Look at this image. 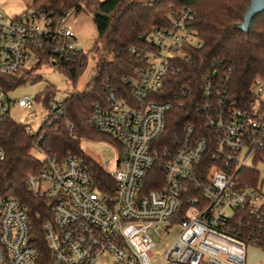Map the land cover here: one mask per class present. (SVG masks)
<instances>
[{"label":"built area","instance_id":"built-area-1","mask_svg":"<svg viewBox=\"0 0 264 264\" xmlns=\"http://www.w3.org/2000/svg\"><path fill=\"white\" fill-rule=\"evenodd\" d=\"M72 16L0 11V74L79 61L85 50ZM192 19L190 7L173 9L168 25L146 34L144 48L130 47L143 64L87 114L90 128L119 144L115 170L45 147V128L61 124L66 96L12 98L0 86V123L14 105L43 116L37 129L25 127L41 162L26 185L50 209L37 243L27 206L0 198V264H246L248 247L264 251V194L249 166L264 163V80L256 76L239 91L231 66L213 64L200 78L191 119L165 134L173 107L162 99L166 78L200 46Z\"/></svg>","mask_w":264,"mask_h":264},{"label":"trees","instance_id":"trees-1","mask_svg":"<svg viewBox=\"0 0 264 264\" xmlns=\"http://www.w3.org/2000/svg\"><path fill=\"white\" fill-rule=\"evenodd\" d=\"M249 3L250 0H28L29 8L36 12H50L55 16L67 11L73 15L88 14L96 30L91 49L95 57L94 73L82 91L74 89L66 96L61 124L45 128V147L55 149L60 156L83 155L78 146L80 137L111 138L90 128L86 124L87 114L93 103L102 100L108 88L124 89L123 77L144 62L142 56L129 48H144L146 34L154 27L168 25L170 12L176 8L193 9L191 26L200 46L188 49V60L177 62L178 72L166 78L162 99L173 103L166 136L191 119L188 117L195 109L200 78L213 64L231 66V80L239 91L247 90L256 76L264 80V11L253 18L247 31L238 27ZM86 65L87 55L82 52L79 61L59 62L57 69L75 86ZM37 77L0 74V86L10 91ZM55 92V88L47 86L41 96L46 101ZM41 96L36 95V99ZM66 122L72 124L76 138L70 136ZM31 144L32 136L23 124L10 116L0 123V148L5 154L0 162V198L14 197L27 206L32 237L38 243L41 222L50 217V209L47 199L33 195L26 185L28 175L41 166L31 152ZM252 176L257 178L256 173Z\"/></svg>","mask_w":264,"mask_h":264},{"label":"rangeland","instance_id":"rangeland-1","mask_svg":"<svg viewBox=\"0 0 264 264\" xmlns=\"http://www.w3.org/2000/svg\"><path fill=\"white\" fill-rule=\"evenodd\" d=\"M29 9L28 1L25 0H0V11L6 18H11L12 16L18 15ZM71 20L74 27L77 26V24L81 25V27L78 29L76 28L75 31L79 40L78 44L82 46L87 55V65L78 77L76 85L74 86L72 81H70L63 72L54 68L51 64L39 65L34 66L31 70L33 71L31 75L38 76L37 79L17 86L9 92L10 97L18 98L24 94L41 96L46 92L47 86H51L56 89V97L61 98L67 96L68 93L74 89L82 91L86 87L95 69V57L93 51H91L96 38L95 26L92 17L88 14H74ZM9 116L13 120L23 124L25 127H31L34 129H37L40 126L43 119V116L40 115V111L30 113L28 110L17 105L10 108ZM78 146L81 153L88 157L92 162L102 165L108 161V169H116L117 161L120 156V147L112 138L82 136L78 139ZM31 152L34 156L40 157V155H37V153H34L32 150ZM249 166L255 170L258 183L261 185L264 194V163H253L251 160ZM167 239H171V236L166 238V240ZM161 246V244L157 245L156 249L160 250ZM249 248L250 247L246 250L247 263L249 262ZM156 261L159 260L157 259ZM152 263H155V261L152 260Z\"/></svg>","mask_w":264,"mask_h":264},{"label":"water","instance_id":"water-1","mask_svg":"<svg viewBox=\"0 0 264 264\" xmlns=\"http://www.w3.org/2000/svg\"><path fill=\"white\" fill-rule=\"evenodd\" d=\"M263 11L264 0H250V3L243 15V20L238 24V27L243 31H247L253 18Z\"/></svg>","mask_w":264,"mask_h":264},{"label":"crops","instance_id":"crops-1","mask_svg":"<svg viewBox=\"0 0 264 264\" xmlns=\"http://www.w3.org/2000/svg\"><path fill=\"white\" fill-rule=\"evenodd\" d=\"M25 1H28V0H25ZM80 27L81 25L77 24V26H75L74 28L76 30V28L78 29ZM248 257H249V262L247 263V259H246V264H264V251L261 249L250 247ZM246 258H247V255H246Z\"/></svg>","mask_w":264,"mask_h":264}]
</instances>
